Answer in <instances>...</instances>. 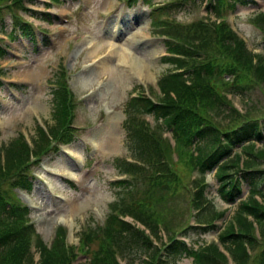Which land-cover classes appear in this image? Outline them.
<instances>
[{"label":"rangeland","instance_id":"obj_1","mask_svg":"<svg viewBox=\"0 0 264 264\" xmlns=\"http://www.w3.org/2000/svg\"><path fill=\"white\" fill-rule=\"evenodd\" d=\"M91 1V6L89 8L86 0H62L61 2L52 3L50 6L41 4L38 5V10L45 7L44 9L48 8L51 13H53L51 14L52 20L50 23L35 20L37 22V26H40V28L47 32H50V34L46 36V38L49 37V40H45V34H41L35 29L38 34L39 44L21 39V42H13L10 45L13 52L11 55L20 51L22 53L21 58L13 59L11 58V55H5L0 58V77L11 80H17L16 77H18L29 80V84H26L25 86L6 87V90L0 89V119L3 122V128L0 129V148H2L3 145H8V143L22 130H25L24 134L27 137L32 135V138H34L33 135L36 131L34 129L35 123L32 119V114L34 112L41 115L44 123L49 127L50 131H54V119L51 111L52 91L49 88V83H46V80H48L47 82H50V85L53 86L52 83L56 80L55 72L53 71L56 70L54 67L60 60V54L64 55L66 59V67L70 69V74L68 73L67 77L69 88L73 97V102L71 104V108L73 110L72 122L76 126L85 122L90 123L92 125V129L91 131L86 132V136H89L90 134L93 135L97 140V145L99 146L94 159L87 162L85 171L83 173L74 172L82 182L81 186L78 187H69L67 182L62 181L60 177H57L52 173L54 171H59L66 175V169L72 170L75 168V164L67 161V158L64 155L68 156L73 154V158L77 160L80 159L81 155L83 158L86 157V154L83 152V145L81 144L80 139L71 141L69 146H63L60 151H58V149L49 151V149H46L45 147L43 152L39 153L40 156L37 160L38 162L42 160V162L36 166L32 173L34 176V186L32 191L27 193L28 200L26 201L31 205L33 204V207H38V209H35L32 213H30V217L32 221H34L36 228L35 235L40 237L41 245H48L52 240V237L55 235V230L59 225L57 223L59 216H72L75 219V231L72 237L68 234L67 243L69 245L77 246L78 231L82 228L87 229L90 225L92 228H96L98 226V223L96 222L103 221L105 214L108 212L110 202L115 198V193L119 196L117 206L120 207L123 201L127 202L130 194H132L137 188H139V191L147 189V187L141 186L143 184L142 179H133V186L128 191L114 190L112 185L106 181V178L111 173H117L113 159L118 155V153H123L125 157H129V161H133L136 154H138V142L129 136L137 124L138 115H136L134 110L130 111V119L128 118L130 122L127 127L125 120L128 115L129 108L126 105V102H128L127 100L131 96L140 94L143 88L141 87L140 89V82L135 79L133 69L130 66H128V68L120 66L117 61L118 57L114 55L110 57L112 53H110L107 58L108 65L110 66L108 68L109 70H103L105 68H100V66L98 67L99 63L93 67L91 72H89L90 70L82 72L78 69L80 62H84L92 58L107 47V42H105L103 37L104 34L109 33L110 30L107 29L103 31L101 29L99 25L100 12L104 11L107 12L108 15L111 14L109 16L110 20L108 26H111L110 23L115 18H121L123 22V33L117 37H115L112 33V39L114 42L118 41L119 44H121V49L119 50L120 52L122 49L127 48L134 55L135 61L138 65H140L137 69V76L141 78L143 83L148 84V95H151L154 99H159L160 96L157 94L158 88L154 82L158 79L162 80L164 76L168 75L169 70L172 68L170 62H167L165 59L160 57V55L165 53L166 48L164 36L158 32V29H155V27L151 25L152 14L150 13V9L143 3L146 1ZM170 1L171 0H153V3L162 5L165 2ZM254 1L255 3L249 2L238 6L235 12L228 11V8H226L224 12L228 17L227 23L231 25L239 37L241 36L247 41L246 50L248 52H255V54L262 55L263 60L261 62H264V33L256 27L253 19L249 18V15L255 10L259 8L264 9V0ZM0 2V6L2 7L5 5L11 6L17 14L16 18L20 15L21 18H24L25 20H34L32 17L24 14V12H22L17 5L5 2L4 0H0ZM204 4L205 2H201V0L194 2L190 1L187 4L180 6L178 10L170 11V13H164L167 15V18L177 20L178 22L190 19L193 21L204 16L202 14L205 12ZM168 6L169 5L162 8V10L167 11L165 9ZM4 11L6 12L8 10L4 9ZM159 12L162 13L161 10H159ZM142 14L143 17L141 18ZM5 15H7V24L9 25L11 23V17L9 13H6ZM163 16L164 14L160 17ZM66 17L69 19V22L63 23L64 18ZM169 24L173 25L172 22ZM8 29L9 26H7V30ZM85 32H88L89 34L90 32L92 33L93 41L101 42V47L92 54L88 53L86 43L76 45L74 44L73 38H71L73 34H77L75 37L77 39L79 34H83ZM0 36L3 37V34H0ZM208 50L215 51L216 49L208 47ZM52 72L54 73L55 79L51 78ZM249 75L253 78L251 74ZM100 76H107V79L104 82V88H100L95 95L86 97L87 92L90 91L93 86H96V81ZM85 77L87 78L84 79ZM44 81L45 83L40 84ZM56 83V97L58 98L63 89L58 84V80ZM255 83L256 85L253 89L245 92L242 96L228 95L231 102H228L229 104L227 107H230V105L234 106L232 108V112L229 114L233 113L235 110H240L241 114L244 113L249 117L257 116L264 119V78L255 77ZM144 92L146 93L145 90ZM105 97L111 101L112 106L115 108V113L111 117V124L113 123L111 127L113 126L115 137L112 144L109 143L110 130L108 129H110V126H107L102 131L99 125L101 120L97 121L100 114L99 103ZM78 99H80V101H77ZM41 106H43V110L40 108ZM226 109L227 108H224V112ZM44 110L47 112L46 115ZM229 114L224 115V113H213L212 120L214 123L219 125L220 128L231 129L233 126L231 127L229 123L233 119V116ZM161 127L163 129L161 128L160 132L167 137L165 141H167L170 145L173 144L174 141L170 135V131L164 130V128L167 127L163 124ZM137 130L141 131L140 128H137ZM77 133L82 135L80 132ZM127 139H129L128 142L131 147V154L129 152V147L126 144ZM54 140L56 139L54 138ZM162 144L164 145L163 141L160 144V147H157L156 145L154 147L155 152L152 154L159 153L162 154L161 156H167V154H164V146H161ZM60 146L61 145H59V147ZM63 149L67 150V154L62 151ZM185 150L183 148L181 149L180 156L182 159L176 162V165H173L177 167V169L179 168L178 166H182L185 170L189 169L188 163L183 159V156L186 155ZM189 151L190 150H187L188 158L189 155H193L190 154ZM242 151L245 154H239V156L240 158H244L246 160V164L248 163V156L255 158L251 164H255L258 161L264 162V151H260L258 154H251L252 152L249 148H242ZM161 156L160 158H162ZM34 159L35 158H33V160ZM171 160L173 161L172 157ZM169 162L171 163L169 159L168 161H165V166L166 164L169 165ZM41 165H44L47 169L51 167V170L46 171L41 168ZM183 169L181 170V172L184 173L182 183L178 188L174 189V194L176 196H180L182 199L181 206L183 209L186 204L189 205L190 195L186 190L191 187H197L203 180L208 182V186L205 185L203 188V195L207 196L208 194L210 200L217 205L215 207L216 209L225 208L227 204L224 202L222 203L216 196V178H212L211 175H206L204 176V179L196 171L194 165H192L189 172ZM67 176L65 178H67ZM124 176L125 175L122 173L121 177L124 178ZM159 184L161 183L158 182L157 186H159ZM2 187L10 188V185L2 184ZM179 189L184 190L179 193ZM244 191H246V189H244ZM19 193L20 191L18 194ZM58 195H61L63 198H58ZM19 196L20 199L22 198L25 200V198H23L20 194ZM241 198H244V196H241ZM169 199H171V201L166 206L174 205L173 203H175V198L170 197ZM238 200L239 199L234 202L235 206ZM232 209L233 207H231V210ZM93 210L98 211L102 217L100 219L94 217L92 214ZM42 216L45 217L44 222H41L40 220ZM225 216L226 215H224V217ZM26 218H29V216ZM219 219L220 218H218V220ZM228 219L229 217L227 220ZM205 239L215 240L216 235L213 233H207L205 235L194 237L193 240L198 243H202ZM94 247H96V245H94ZM129 255L132 257L134 264H141L140 260L145 257L143 253H140L139 250L135 249L129 251ZM37 256H34V259H37ZM80 262L81 264H87V262L84 261V258ZM161 262L162 264H192V259L184 256H171L169 258H164ZM122 263L125 264L124 260ZM158 264L161 263L158 262ZM220 264H232V262L221 260Z\"/></svg>","mask_w":264,"mask_h":264},{"label":"trees","instance_id":"obj_2","mask_svg":"<svg viewBox=\"0 0 264 264\" xmlns=\"http://www.w3.org/2000/svg\"><path fill=\"white\" fill-rule=\"evenodd\" d=\"M242 1L240 0V2ZM260 22L264 24V15L260 17ZM215 30L217 31L215 34L218 35V46L223 53L226 52L232 58L242 72V74L236 75L231 88H236L238 84H241V87L244 88L251 82L255 83V77L264 78V62H261L263 56L248 52L243 41L224 23L216 26ZM212 32L209 29H202L195 25H186L180 26L178 37L187 41L190 36V40H188L190 43L199 38L201 45L197 46L200 48L208 41L205 37ZM190 33H198V35L194 37ZM166 44L168 50L173 53L180 54L183 52L179 45ZM176 59L178 58H166L165 60H168L167 62L170 61V64L180 65L179 60ZM254 60L256 61L254 62ZM207 73H210L208 75H213L211 71H207ZM246 74H251L253 78ZM207 82L200 72L196 73V71L190 72L187 79H184L182 74H170L161 84L165 96L161 102L152 104L150 100L138 97L137 99H132L131 103L137 108L153 112L155 119H160L161 124L165 125L167 129H173L172 133L178 146V148H175V152L178 151L180 154V146L185 150L196 140L195 149L197 154L194 160L196 168L205 171L216 167L215 177L218 182L216 192L225 201L232 202L241 192L240 182L236 180L233 184L232 174L236 170L231 173V169L235 162L232 159L224 158L228 155L227 153L219 154L218 151H215L209 155L211 147L219 142V131H216V125L211 122V115L213 112L217 114L216 110L219 113L225 102L228 103V101L220 90L210 85L211 89L207 88ZM62 91L63 94L66 93L65 90ZM67 102L66 94L61 97L60 102L56 101L52 113L54 126L59 127L64 123V118L67 115ZM230 111L232 112V110ZM138 128L141 129V131L137 130L136 132L138 142L137 159L140 162L128 164L123 168V171L133 174L131 179L142 178L143 183L146 185L152 184L154 187L146 195L138 197V192L137 197H132L131 201H123L120 210L122 213H130L152 230L155 229L153 225L158 218L163 221L165 226H180L181 221L176 218L175 211L172 215H169L170 205L166 206L171 201L169 198L174 193V189L180 185V182L177 181L176 173H171V167H173L174 163L171 162V166L167 164L165 166L164 156L166 155L152 154L155 152L154 147L156 145L160 147L163 141L164 145L162 144L161 146H164V154H167L166 159L170 158V144L162 138L161 125L159 126L156 123L152 125L147 121H143ZM37 142H39L40 146L47 142V138L41 131H39ZM28 158V147L23 138L18 135L9 145L5 165L2 166L0 163V181L5 180L14 169H20L25 165ZM242 177L249 186V193L245 200H240L237 203L233 211V220L228 221L219 231L217 242L194 248L193 245L188 246L183 240L176 239L174 235H170L169 243L165 247L164 253H157V256L164 259L165 257L187 255L193 258V264H220L221 260L227 259L226 255L220 250L222 245L235 264H264V192L258 188V183H256L258 174L242 172ZM131 179L120 180L115 186L128 190ZM158 182L164 183L162 188L155 187ZM21 185L29 188L31 185L30 179H28V182L26 180L23 181ZM198 186L199 188H196L197 193L203 196L205 201L198 202L197 205H200V211H203L209 207V199L203 195L204 186L201 184ZM255 194L259 195L260 201L255 197ZM198 197L199 195L196 196V199ZM2 198H4V193L0 190V264H26V255H29L26 229L21 226L18 218L19 216L22 218L21 212L18 214L12 213L19 206L13 204L10 207ZM109 221V240L104 245L98 243L93 248L91 245L94 241L97 243V240L94 239L95 236L91 235L88 237L90 243L86 241L88 246L86 251L92 264H117L110 251L113 237L116 238L118 244H122L124 240L125 243L137 247L140 241L144 240L141 229H135L120 220L116 215H110ZM252 221L258 224L256 227L258 228L257 236L255 235L256 232ZM176 231L183 233L180 229H176ZM63 238L64 233L58 230L51 249L45 246L40 247L43 251L38 264H71L63 252ZM150 246L152 245L150 244ZM247 248L250 249L251 254L248 253Z\"/></svg>","mask_w":264,"mask_h":264},{"label":"bare ground","instance_id":"obj_3","mask_svg":"<svg viewBox=\"0 0 264 264\" xmlns=\"http://www.w3.org/2000/svg\"><path fill=\"white\" fill-rule=\"evenodd\" d=\"M143 17V14L141 15V18ZM91 42V40H88L87 41V43H90ZM94 46V49L92 50V52L93 51H95L97 48H99L100 46H101V43H96V45H93ZM114 53V56H118V59H117V61H118V64L120 65V66H122V67H124V68H128V65L127 64H130L131 66H132V68L134 69L133 71L134 72H136L137 74H138V68L140 67V65H138V63L134 60V59H132L134 56H133V54H131L130 52H129V50H127L126 48H124V49H122L121 50V52L118 54L117 52H113ZM98 64V63H97ZM96 64V65H97ZM95 65V66H96ZM100 66V68H105V69H103V70H109L108 68L110 67L109 65H108V61H107V59L106 60H101L100 62H99V65H98V67ZM93 69V68H92ZM92 69H90V71L89 72H91L92 71ZM87 77H85L84 79H86ZM42 110L44 109L43 108V106H41L40 107ZM44 113H45V115L47 114V112L44 110ZM113 124V123H112ZM111 123H110V129H108V130H110V134H109V143L110 144H112L113 142H114V139H115V137H114V131H113V126L111 127V125H112ZM109 132V131H108Z\"/></svg>","mask_w":264,"mask_h":264}]
</instances>
